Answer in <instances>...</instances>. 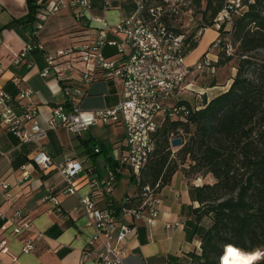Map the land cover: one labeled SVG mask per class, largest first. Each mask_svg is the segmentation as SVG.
<instances>
[{
  "label": "built area",
  "instance_id": "2783aa9c",
  "mask_svg": "<svg viewBox=\"0 0 264 264\" xmlns=\"http://www.w3.org/2000/svg\"><path fill=\"white\" fill-rule=\"evenodd\" d=\"M31 1L36 6L32 37L10 58L11 66L32 68V54L44 50L37 39L38 33L48 17L62 11L71 10L76 24H82L88 35L91 33L94 37H86L57 50L55 56L45 57L46 65L40 76H55L64 102L51 107L44 126L40 124L38 107L33 100L34 91L21 86V79L13 75L11 83L16 93L0 88V127L20 143H31L36 147L33 164L43 171L56 170L64 182L63 195L78 196V205L73 210L83 214L86 227L91 230L84 258L93 250L94 264H124V237L132 232L135 223L152 226L160 215L159 184L141 186V172L156 148L155 134L166 120L188 113L184 105L171 101L177 100L184 90H191L188 80L193 73L207 70L214 75L216 62L210 58V53L192 65L187 62L185 41L189 37L182 32L176 33L172 25L173 19L181 14L176 7L177 0H129L134 4V11L114 23H110L107 13L118 11L120 7L110 0ZM253 2L224 0L212 24L200 27L193 39L212 28L215 37L210 51L216 52L217 57L221 52L234 55V18L242 16L248 4ZM106 48L113 49L114 54L106 55ZM99 79L120 84L119 103L108 109H81L80 99L89 85ZM203 94L197 93L199 96ZM99 122L122 125L125 129L117 164L119 169L130 171L135 191L126 194L118 207L98 206L114 191L117 178L113 170L108 169L106 176L101 177L93 167L85 168L70 156L56 164L43 149L50 131L64 127L80 134ZM181 133L177 130L170 134V145L171 140ZM171 149H174L172 145ZM99 151V148L94 149L95 153ZM28 180L29 173L24 172L22 182ZM9 187V183L0 180V189L7 199L12 198ZM83 189L84 193L80 194ZM41 201L48 204L50 210L62 213L60 202L54 195H45ZM42 238L43 233L32 230L31 218L21 209H14L9 216L0 212V254L10 256L9 264L17 262V257L9 251L11 240H20L22 253H30ZM0 264L3 263L0 261Z\"/></svg>",
  "mask_w": 264,
  "mask_h": 264
},
{
  "label": "crops",
  "instance_id": "0c3cea01",
  "mask_svg": "<svg viewBox=\"0 0 264 264\" xmlns=\"http://www.w3.org/2000/svg\"><path fill=\"white\" fill-rule=\"evenodd\" d=\"M110 2L120 7L118 11L113 10L107 13L110 23L128 16L135 9L133 2L129 0H110ZM27 14V0H0V63L3 67L0 71V88L15 94L16 89L11 83V78L13 75L19 77L21 86L34 91L33 100L38 107L40 124L44 126L50 116L51 107L64 102L55 76L53 74L45 78L40 76V71L46 65L45 57L50 55L48 50L57 51L62 47L57 44L59 38L64 40L63 47L66 48L86 37L93 38L94 34L89 33L88 35L82 24H76L71 10L54 14L48 17L38 33L37 39L43 44L44 50L35 51L32 54V68H16L10 65L9 58L30 41L34 29V25L25 20ZM214 37L215 32L213 38L204 43L195 53L199 47V39L197 47L192 50L193 57L187 58L190 65L199 61L207 53ZM105 54L112 55L114 50L106 48ZM211 59L217 62L218 57L214 55ZM218 69L221 70V67H216V72ZM232 71V77L222 86H219L220 82H217L209 87L196 90L190 83L191 90H184L177 100L171 103L184 101L197 109L202 108L206 102L230 87L236 68L233 67ZM116 85L119 86L116 87ZM193 90L195 94L198 92L204 94L191 97L189 92ZM120 93L121 87L118 82L105 83V80L99 79L89 85L79 104L81 109L86 111L112 108L119 103ZM186 94L190 96L192 102L182 97ZM116 126L120 134L109 146V150L104 143H102V148L87 147L86 152L82 154L68 150L62 143L57 129L50 131L43 143L45 153L56 164L61 163L65 156H70L85 168L93 167L101 177L106 176L108 169L116 173L114 191L112 195L98 203L100 208L118 207L126 194L135 191L131 175L128 174L130 176L128 183L121 184V177L126 168L119 169L117 158L122 152L125 129L122 125L116 124ZM95 148H99L98 154L94 152ZM36 153L37 149L33 144L20 143L16 137L0 127V180L9 183V190L12 194V198L7 199L4 191L0 189V212L9 216L14 209H21L31 218L32 230L43 233V238L36 243L34 250L30 253H22L20 240L10 241V254L17 257L15 264H94L95 252L93 250L87 258H84V248L91 230L86 227V218L83 214L73 210L78 205V196H65L61 193L64 187L63 180L55 169L43 171L35 166L32 158ZM24 172L29 173V180L25 183L22 182ZM204 177L208 180L211 175ZM213 183L214 181L203 182L199 178L188 179L182 171H177L170 183L159 191L162 206L156 223L148 226L143 222H137L132 232L124 237V264H190L192 254L200 255V241L198 239L188 241L184 229L193 209L199 207V203L192 200L189 189L190 186L199 187ZM48 194L54 195L59 200L61 214L50 210L48 204L42 203V198ZM0 261L3 264H9L10 256L0 254Z\"/></svg>",
  "mask_w": 264,
  "mask_h": 264
},
{
  "label": "trees",
  "instance_id": "16d2710c",
  "mask_svg": "<svg viewBox=\"0 0 264 264\" xmlns=\"http://www.w3.org/2000/svg\"><path fill=\"white\" fill-rule=\"evenodd\" d=\"M190 1L202 26H210L224 4ZM27 2L25 20L34 25L36 6ZM193 36L185 41L186 55L198 45ZM232 41L234 55L221 52L215 63L223 67L235 60L230 87L199 109L178 102L188 113L166 120L157 130L155 151L141 172V186L159 184V189L177 171L188 179L211 175L215 180L189 189L199 207L184 229L188 241H200V255L192 254L190 264H218L229 245L246 253L264 252V0H254L234 18ZM177 130L182 145L171 159L170 134ZM253 264H264V253Z\"/></svg>",
  "mask_w": 264,
  "mask_h": 264
},
{
  "label": "rangeland",
  "instance_id": "374dc122",
  "mask_svg": "<svg viewBox=\"0 0 264 264\" xmlns=\"http://www.w3.org/2000/svg\"><path fill=\"white\" fill-rule=\"evenodd\" d=\"M176 1V0H175ZM176 7L181 11V14L176 17V19H173L172 25L175 30L181 31L186 35V37H191L192 35H197V32L200 27H202V24L200 22V13L198 9L195 7H192L190 0H177ZM214 32L212 28H209L206 30L203 34V36L197 37L195 40H199V47L195 51H199L204 43H206L208 40L213 38ZM60 40L57 41L58 46H62L59 49H64V40H61L62 38H59ZM57 46V47H58ZM58 50V49H57ZM48 53L51 56H55L56 51L55 50H48ZM207 53H210V57H214L216 52L210 51V46L207 51ZM193 51L189 52L187 54V58L193 57ZM13 56V55H12ZM11 56V57H12ZM10 60V58H9ZM236 62L235 60L231 61L229 64L221 67V70H217L216 74L211 76L207 70H203L199 73L195 72L193 73L188 82L193 84L194 89L200 90L201 88L209 87L214 83L220 82L219 86H222L226 84V82L232 77V68H235ZM105 83H108L105 81ZM119 85H116L118 87ZM191 97H194L196 92L193 90L192 92H189ZM188 94L183 95L182 97L186 98L187 100L191 101V98ZM1 129H3L1 127ZM56 131H58V135L62 141V143L65 145V148L68 150H71L78 154H82L83 152H86L87 147L93 149L94 146H98L102 148V143L107 145L108 150L110 149L109 146L112 145L113 142L116 141L118 135L120 134V130L116 126V124L112 125H105L102 122L97 123L96 125L90 127L88 130L81 132L80 134H76L73 132H70L66 128H58ZM48 136V135H47ZM178 148H174L171 151V159L176 158V153ZM105 155V154H104ZM103 155V156H104ZM109 155L112 156L111 152H109ZM102 158V157H101ZM123 176L121 177V184L128 183L130 180V171L128 169L124 170ZM202 179L203 182L210 183L211 181H214V179L209 178L204 179L205 177L202 175H196L193 177V179ZM85 189L81 190L79 193H84ZM264 253V252H261ZM262 256V255H261ZM260 256V257H261Z\"/></svg>",
  "mask_w": 264,
  "mask_h": 264
},
{
  "label": "bare ground",
  "instance_id": "6f19581e",
  "mask_svg": "<svg viewBox=\"0 0 264 264\" xmlns=\"http://www.w3.org/2000/svg\"><path fill=\"white\" fill-rule=\"evenodd\" d=\"M229 249H233L234 252L230 253ZM260 256L261 251L246 253L229 245L225 247L224 255L221 257V264H253Z\"/></svg>",
  "mask_w": 264,
  "mask_h": 264
},
{
  "label": "water",
  "instance_id": "95a60500",
  "mask_svg": "<svg viewBox=\"0 0 264 264\" xmlns=\"http://www.w3.org/2000/svg\"><path fill=\"white\" fill-rule=\"evenodd\" d=\"M181 144H182V141H181V138H179V137L171 140V145L174 148L180 147ZM224 252H225V249L223 250V253H222L221 257L224 255ZM261 255H262V253H261ZM221 257L219 259V263L218 264H221Z\"/></svg>",
  "mask_w": 264,
  "mask_h": 264
},
{
  "label": "snow or ice",
  "instance_id": "6c2138e0",
  "mask_svg": "<svg viewBox=\"0 0 264 264\" xmlns=\"http://www.w3.org/2000/svg\"><path fill=\"white\" fill-rule=\"evenodd\" d=\"M229 252L231 253V252H234V250L233 249H229Z\"/></svg>",
  "mask_w": 264,
  "mask_h": 264
}]
</instances>
